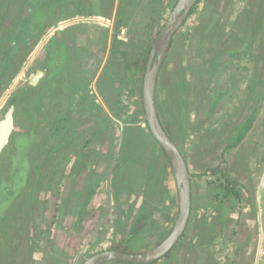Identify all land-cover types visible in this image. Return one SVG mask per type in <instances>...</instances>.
Wrapping results in <instances>:
<instances>
[{
    "label": "rangeland",
    "instance_id": "1",
    "mask_svg": "<svg viewBox=\"0 0 264 264\" xmlns=\"http://www.w3.org/2000/svg\"><path fill=\"white\" fill-rule=\"evenodd\" d=\"M173 1L61 2L26 41L14 78L0 90L1 119L24 88L0 155V222L8 226L0 228V264H27L29 256L33 264H81L105 249L145 252L169 235L178 212L175 176L147 128L145 68L139 60L126 70L119 51L133 62L146 57ZM263 12L264 0H203L171 40L156 99L188 160L192 212L157 264H264V57L256 54ZM61 37L69 70L29 98L36 75L53 76L50 50ZM47 107L44 116L29 114ZM10 191L22 198L18 205Z\"/></svg>",
    "mask_w": 264,
    "mask_h": 264
},
{
    "label": "water",
    "instance_id": "2",
    "mask_svg": "<svg viewBox=\"0 0 264 264\" xmlns=\"http://www.w3.org/2000/svg\"><path fill=\"white\" fill-rule=\"evenodd\" d=\"M198 0H178L156 35L145 69L142 84V102L145 120L152 135L165 151L175 176L178 191V212L169 235L154 248L145 252H129L123 250H105L97 252L82 264H103L111 261L145 264L153 262L166 253L180 240L184 234L192 212V174L188 160L173 138L164 128L157 107V87L161 68L166 60L174 34L184 24ZM43 73L33 78L36 84ZM14 106H11L4 118L0 120V155L9 143L15 128Z\"/></svg>",
    "mask_w": 264,
    "mask_h": 264
},
{
    "label": "trees",
    "instance_id": "3",
    "mask_svg": "<svg viewBox=\"0 0 264 264\" xmlns=\"http://www.w3.org/2000/svg\"><path fill=\"white\" fill-rule=\"evenodd\" d=\"M68 1H72V0H0V90L6 87L9 84V82L14 78L16 71H14L13 66H15V64L18 62L19 60L18 57L24 51V46H26L27 44L26 41L35 35L36 30L47 21L49 16H52L54 13L57 14L56 13L57 10H59L60 7L64 3H67ZM176 1L177 0L173 1V5H175ZM201 1L203 0L197 1V3L195 4L191 12H195L198 9ZM61 2H63V4H61ZM158 2H161V0H156V4H158ZM13 3L15 5L13 9L8 10L9 13L7 11L4 12V9ZM86 12L85 10L78 11V13H86ZM262 17H264V12L262 14ZM262 27L264 30V22H263ZM62 42H63L62 37L56 39V41L53 43L54 45L52 46L50 50L49 60H51V58H54V66H55L53 76L51 78L43 77L41 80H39L40 83L38 82L37 84L30 86L29 87L30 89L27 88V92L25 93H29L27 94L29 98H32V95L36 96L39 93L48 92V90L52 89L54 83L58 84L62 80L60 79V77L63 74V72L65 70L66 72L69 70V68H67L66 66V63H64L63 59H61L62 51L60 50L59 44H61ZM152 43L153 42H151L149 46V51L147 53V56L146 57L144 56V58L142 59H139L138 57V59L135 60V62L129 59V55L127 52L119 51L121 56L123 57L125 56L128 59L127 63L125 64L126 70L130 71L132 70L134 66H140L141 62H142L143 68L146 69V64L149 59L150 51L152 49ZM263 46H264V40L262 41V47L259 48L258 52L256 53L260 57H264L263 56V53H264ZM55 55H58V57H55ZM72 58L76 60V63H74L73 65V67H75L78 62V54L73 53V55L71 56V60ZM138 62L140 63L138 64ZM16 70L18 71V69ZM80 70L83 71L82 69ZM257 87L258 85L256 86V88ZM23 92H24V88H20L17 90V93L11 99V102H10L11 106L13 105V106L19 107V101L23 97L22 96ZM31 101L32 100H30V102ZM40 109L31 110L29 111V114H31L32 116H35L38 112H40L39 115L44 116L46 113H49L50 111L49 107L40 108ZM67 117L68 116H66V118ZM53 123H54V127H56V129L59 130L60 129L59 124L55 122ZM147 128L155 141L154 146H157L158 148L161 149V154L163 157L166 158V161L168 163L169 161L166 157L165 151L162 149V147L159 145L155 137L152 135L148 125H147ZM57 130H52L51 133L55 134ZM242 131L243 132L239 134L240 139L244 137V134L246 133V129H242ZM138 136L139 137L141 136L140 131L138 134L130 133L132 142H137L135 140H137ZM129 141L130 139L129 140L126 139L125 146L128 145L127 143H129ZM232 183L233 181L229 177H226V179L224 180L223 184H226V187L228 190L227 194H229L233 190ZM25 189L27 188H24V190L22 191V193L24 194H25ZM10 192L14 194L15 196L14 200L15 202H17L16 205H18L19 202H21L22 198L18 196L17 192H13V191H10ZM22 193H21V196H22ZM29 194H30L31 200H33V198H35L33 197L35 195L33 193V190L29 191ZM0 228L2 229V231L6 230L8 228L7 222H4V221L0 222ZM3 240H4V234L2 232V234L0 235V250L3 249V244L5 245L6 243V240L5 241ZM2 251L4 252V249ZM166 256L167 254H165V256L163 257H166ZM158 261L159 259L153 262H150V263H145V264H157ZM27 264H33V261L31 260L30 256L27 258ZM130 264H133V263H130Z\"/></svg>",
    "mask_w": 264,
    "mask_h": 264
},
{
    "label": "flooded vegetation",
    "instance_id": "4",
    "mask_svg": "<svg viewBox=\"0 0 264 264\" xmlns=\"http://www.w3.org/2000/svg\"><path fill=\"white\" fill-rule=\"evenodd\" d=\"M177 1H178V0H177ZM177 1H176V3H177ZM176 3H175V5H176ZM175 5H173L171 9H173ZM171 11H172V10H171ZM192 13H195V12H191V14L188 16V18L192 15ZM188 18L184 21V24H185V22L188 20ZM159 31H160V29H159ZM158 33H159V32H158ZM158 33H157V34H158ZM166 58H167V57H166ZM12 106H13V105H12ZM10 107H11V106H10ZM10 107H9V108H10ZM143 107H144V106H143ZM9 108H8V110H9ZM14 108H15V106H14ZM8 110H7V111H8ZM6 113H7V112H6ZM6 113H5V114H6ZM144 113H145V111H144ZM4 116H5V115H4ZM14 117H15V110H14ZM3 118H4V117H3ZM3 118H1V119H3ZM1 119H0V120H1ZM146 123H147V122H146ZM147 125H148V124H147ZM15 127H16V126H15ZM14 129H15V128H14ZM13 131H14V130H13ZM166 157H167V156H166ZM167 159H168V158H167ZM168 161H169V160H168ZM169 163H170V162H169ZM105 250H113V249H105ZM105 250H102V251H105ZM115 250H117V249H115ZM99 252H101V251H99ZM96 253H97V252H96ZM86 259H87V258H86ZM83 262H84V261H83ZM83 262H82V263H83ZM82 263H81V264H82Z\"/></svg>",
    "mask_w": 264,
    "mask_h": 264
},
{
    "label": "crops",
    "instance_id": "5",
    "mask_svg": "<svg viewBox=\"0 0 264 264\" xmlns=\"http://www.w3.org/2000/svg\"><path fill=\"white\" fill-rule=\"evenodd\" d=\"M262 253H264V249L262 250ZM263 256H264V254H263Z\"/></svg>",
    "mask_w": 264,
    "mask_h": 264
}]
</instances>
